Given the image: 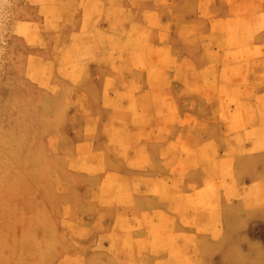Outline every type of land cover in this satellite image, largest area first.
I'll return each instance as SVG.
<instances>
[{"label":"rangeland","instance_id":"374dc122","mask_svg":"<svg viewBox=\"0 0 264 264\" xmlns=\"http://www.w3.org/2000/svg\"><path fill=\"white\" fill-rule=\"evenodd\" d=\"M42 1L30 6V0H0V264H183L196 255L173 226H195L190 211L201 209L210 212L206 219H214L216 238L226 239L210 199L216 184L196 193L192 184L185 187L190 193L184 209L190 214L174 215L160 203L150 204L146 221L152 235L145 234L150 243L141 236L146 232L138 196L147 190L156 197L171 192L181 205L184 201L176 153L166 152L173 174L156 184L146 150L148 143L163 140L170 122L160 118L168 106L163 95L179 82L177 56L149 45L144 30H137L145 28L141 17L150 1ZM162 7L174 14L171 0ZM148 22L159 31L160 11L151 12ZM132 48L138 58L130 59ZM240 120L232 123L238 127ZM255 189L250 185L237 198V222L244 225L229 231L234 240L229 236L232 245L225 251L231 264H264V198L253 201ZM171 197L167 201L176 203ZM224 212L229 221L231 214ZM129 239L141 248L130 246L134 263L128 261ZM225 251L217 249L220 261L202 264H227Z\"/></svg>","mask_w":264,"mask_h":264},{"label":"crops","instance_id":"0c3cea01","mask_svg":"<svg viewBox=\"0 0 264 264\" xmlns=\"http://www.w3.org/2000/svg\"><path fill=\"white\" fill-rule=\"evenodd\" d=\"M149 1V7L141 17L145 23H140L145 28L137 30H144L149 45L156 44L164 52L177 56L179 82L170 84L169 94L163 95L167 97L168 106L167 111L161 110L160 118L170 119L163 127V140L148 143L146 150L151 153L150 166L156 184L164 183L173 171L172 158L165 161L166 152L176 153L177 180L184 184V201L181 205L179 195L171 192L156 197L147 190L138 196L143 201L139 203V213L144 217L138 216L141 231L146 232L141 236L149 240L145 234H152L146 221L149 206L160 203L170 214H190L184 209L190 193L185 187L192 184L193 193H196L206 184H216L218 191L210 199L214 198L218 208L214 215L218 214L226 239L216 238V231L211 227L214 219H206L210 212L202 209L190 211L196 216L195 226H173L179 237L189 239L188 252L196 255L195 259H188L183 264L193 261L202 264L206 259L215 263L221 257L217 255V249L224 252L230 247L229 236L234 240L229 231L234 225H244L237 222L241 214L235 207L238 196L252 185L256 187L252 200L264 198V0H171L174 14L163 9L165 0H157L154 5ZM153 11H160L162 24L159 31L146 22ZM139 17L138 14L135 21ZM174 68L170 64L167 70L172 74ZM145 81L147 83V79ZM239 119L236 127L234 124ZM169 142L173 145L172 150ZM169 195L177 202L169 203ZM97 196L102 197L98 192ZM153 198H156L154 203ZM225 201L229 203L227 206L223 204ZM224 211L231 214L229 221L223 219ZM242 229H237L240 235L244 232ZM194 240L202 244L203 251L191 246ZM129 241L127 247L131 258L128 261L134 263L137 261L130 246L136 249L139 245L132 239ZM209 246L213 247L211 252L206 250Z\"/></svg>","mask_w":264,"mask_h":264},{"label":"bare ground","instance_id":"6f19581e","mask_svg":"<svg viewBox=\"0 0 264 264\" xmlns=\"http://www.w3.org/2000/svg\"><path fill=\"white\" fill-rule=\"evenodd\" d=\"M67 1H70V0H66V2ZM43 3V1L42 0H30V3H27L28 5H30V6H37V5H39V4H42ZM149 7V6H148ZM148 7L145 9V12L147 11V9H148ZM152 7V6H151ZM153 8V7H152ZM162 11V10H161ZM165 12V11H164ZM147 18V17H146ZM44 19H45V17H44ZM147 20V19H146ZM145 22V21H144ZM146 22H148V21H146ZM131 24V23H130ZM21 25H22V21L18 24V27H17V30L18 31H20V29H21ZM46 27V25H44L43 26V28H45ZM129 28V27H128ZM130 28H131V30H130V32L132 31L133 32V30H135L136 28L135 27H133V26H131L130 25ZM151 28V27H150ZM258 29V28H257ZM147 30V29H146ZM21 32V31H20ZM151 32V31H150ZM152 33V32H151ZM171 41V40H170ZM164 49H165V47H164ZM257 49H259V48H257ZM162 51H164V50H162ZM237 52V51H236ZM238 53V52H237ZM128 55H131L130 56V59H135V57H137L138 58V56L140 55V53H139V51L137 50V48H132L131 50H130V52L128 53ZM246 55V54H245ZM128 85H131V81H130V83L128 84ZM36 111V109H34V112ZM241 111V110H240ZM240 113V112H239ZM3 136V135H2ZM2 151H0V167L4 164V160H2L3 159V156H2V153H1ZM244 153V152H243ZM99 158V157H98ZM100 163H101V161H100ZM106 163H109L108 161H106ZM105 162H104V164H106ZM98 165V164H97ZM106 166H107V164H106ZM90 167H88L87 169H89ZM88 172V171H87ZM205 186V185H204ZM204 186H202V187H204ZM212 189H214V187L212 188ZM211 188H210V190H212ZM95 190H96V192H98V195L99 196H103V193L104 192H102L101 191V188L99 187V186H97L96 188H95ZM215 190V189H214ZM211 192V191H210ZM106 193H107V191H106ZM83 194H85V190H83ZM211 194H209V196H210ZM213 195H215V194H213ZM115 196H116V194H115ZM114 197V196H113ZM117 198V197H116ZM202 198V197H201ZM207 197L205 196V199H206ZM216 198V197H215ZM115 199V198H114ZM100 201V200H99ZM100 203V202H99ZM104 203V202H103ZM114 203V202H113ZM111 206V205H110ZM113 207V206H112ZM99 208V207H98ZM108 209V208H107ZM110 209V208H109ZM143 210H145V209H143ZM111 212V211H110ZM117 212V211H116ZM3 212L2 211H0V214H2ZM87 213V215L88 214H90L89 212H86ZM105 213V212H104ZM115 213V212H114ZM113 213V216L115 215ZM143 213H145V211H143ZM116 215H117V213H116ZM115 215V216H116ZM142 217H144V215H141ZM141 217V218H142ZM113 218H115L116 219V224H115V222H114V226H119V224H118V219L116 218V217H113ZM112 219V218H111ZM121 219V218H120ZM140 219V218H139ZM113 222V221H112ZM122 222V221H121ZM120 223V222H119ZM201 223V222H200ZM124 225V224H123ZM141 225V224H140ZM125 227H126V225H124ZM146 226V225H145ZM113 229V228H112ZM119 229V228H118ZM120 230V229H119ZM124 230V229H123ZM128 230H130V229H128ZM113 232V231H112ZM115 232V231H114ZM126 232V231H125ZM150 232V231H149ZM180 233V232H179ZM119 234V233H118ZM169 234V233H168ZM120 235H122V233H120ZM149 235H152V234H149ZM125 236V235H124ZM185 237H183V239H184ZM193 238V237H192ZM120 240V239H119ZM193 240V239H192ZM199 240V239H198ZM116 241V240H115ZM124 241V239H121V241H120V243L119 244H121L122 242ZM196 241V240H195ZM181 242V241H180ZM187 242V241H186ZM198 242V241H197ZM196 243V242H195ZM194 243V241H192L191 242V244L192 245H194L195 246V248L196 247H198V248H200L199 250H201L202 249V245L199 247V244L197 243V244H195ZM118 244V243H117ZM181 244V243H180ZM179 244V245H180ZM229 245H232V243H230ZM212 249H213V247L212 246H209V248H206V250L208 251V252H211L212 251ZM198 250V249H197ZM201 251H203V250H201ZM3 252H4V247H2L1 246V248H0V257L3 255ZM151 252V251H150ZM169 252V251H168ZM148 253V252H147ZM227 254H228V252H226L225 253V259H227V264H231L232 262H230L229 261V259H231V255H229V256H227ZM165 260V259H164ZM155 262H156V260H155ZM164 262V261H163Z\"/></svg>","mask_w":264,"mask_h":264}]
</instances>
